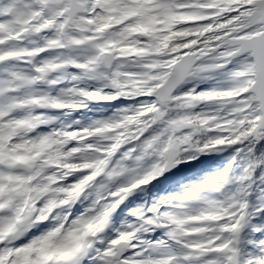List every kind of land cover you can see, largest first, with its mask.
<instances>
[{
    "label": "snow or ice",
    "instance_id": "6c2138e0",
    "mask_svg": "<svg viewBox=\"0 0 264 264\" xmlns=\"http://www.w3.org/2000/svg\"><path fill=\"white\" fill-rule=\"evenodd\" d=\"M0 264H264V0H0Z\"/></svg>",
    "mask_w": 264,
    "mask_h": 264
}]
</instances>
